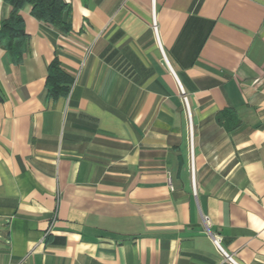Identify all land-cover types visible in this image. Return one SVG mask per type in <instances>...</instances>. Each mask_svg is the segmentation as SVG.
<instances>
[{
    "label": "crops",
    "instance_id": "0c3cea01",
    "mask_svg": "<svg viewBox=\"0 0 264 264\" xmlns=\"http://www.w3.org/2000/svg\"><path fill=\"white\" fill-rule=\"evenodd\" d=\"M65 1L0 46V264H264V0Z\"/></svg>",
    "mask_w": 264,
    "mask_h": 264
},
{
    "label": "trees",
    "instance_id": "16d2710c",
    "mask_svg": "<svg viewBox=\"0 0 264 264\" xmlns=\"http://www.w3.org/2000/svg\"><path fill=\"white\" fill-rule=\"evenodd\" d=\"M9 6V14L2 20L0 26V46L6 49L15 64H20L27 53L29 34L26 32L25 21L21 10L27 4L31 5V14L51 27L69 32V5L65 0H4ZM73 79L61 68L55 58L49 65L47 87L55 94L67 89ZM1 99V97H0Z\"/></svg>",
    "mask_w": 264,
    "mask_h": 264
},
{
    "label": "built area",
    "instance_id": "2783aa9c",
    "mask_svg": "<svg viewBox=\"0 0 264 264\" xmlns=\"http://www.w3.org/2000/svg\"><path fill=\"white\" fill-rule=\"evenodd\" d=\"M154 28H155V30L157 29V26H156V23L154 22ZM181 90H183L182 89V87H181ZM184 100H185V103H186V106H187V112H188V116H189V127H190V129L192 130V121H191V116H190V112H189V107H188V102H187V97L185 96L184 97ZM191 134H192V132H191ZM194 154L192 153L191 154V162H190V166H191V172L194 174ZM204 223H205V225H206V228H207V231H208V233L212 236V238H213V242H214V244H215V246L217 247V249L219 250V251H221L225 256H227L230 260H232L233 262H235L236 263V261L233 259V257L232 256H230L225 250H224V248L222 247V244H221V242H222V237L221 236H219V235H216V234H213L211 231H210V229H209V218L207 217V216H204Z\"/></svg>",
    "mask_w": 264,
    "mask_h": 264
}]
</instances>
